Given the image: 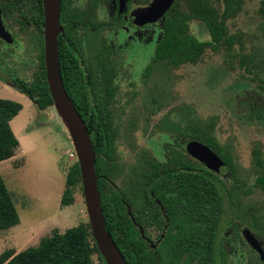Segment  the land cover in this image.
<instances>
[{"label":"trees","instance_id":"1","mask_svg":"<svg viewBox=\"0 0 264 264\" xmlns=\"http://www.w3.org/2000/svg\"><path fill=\"white\" fill-rule=\"evenodd\" d=\"M148 2L146 0V4ZM243 4L244 0H215L214 4L211 0H175L161 20V34L144 76L149 77L152 66L157 63L178 69L184 65L197 64L207 50L213 53L221 50L231 52L235 46L242 47L244 34H230L227 22L241 12ZM0 6L5 21L16 18L20 30L27 34L28 44L35 51L37 59L29 84L18 80L7 84L28 98L38 111H44L53 106V101L44 67L42 0H0ZM258 13L264 18V0L260 2ZM192 21H198L204 27L207 40L201 41L190 33ZM31 24L34 25L33 29L30 28ZM260 31L264 39V23ZM106 52L99 42L97 72L95 76L92 73L83 76L71 63L72 56L63 57L58 43L59 69L65 90L88 128L94 152L101 154L96 159L95 170L103 219L112 240L128 264H227L223 242L219 239V223L225 214L222 182L217 175L185 154V144L189 141L206 145L225 163L233 181V189L241 188L235 178L236 169L230 153L222 148L214 136L216 117L205 121L199 120L194 110L188 113L177 111L175 120L169 123L168 129L177 134L174 141L177 150L173 154L168 150L167 162L161 168L162 190L171 191L160 198L166 210L165 218L158 213L155 202L149 201V193L155 197L160 187L155 176L157 169L152 162L151 168H146L144 173L145 184L141 186L138 178L135 182V198H127L123 190L110 194L109 190L103 188L110 174L106 159L112 158V140L102 139L97 148L95 113L98 111L100 126L103 127L109 105L94 103L98 99L97 95L112 101L115 94L112 83L120 67L116 60L106 56ZM239 65L245 73L253 75L252 80L257 81V85L253 89L248 85L242 94L243 99L237 104L244 107L248 122L264 123V80L260 77L261 70H264V49L252 47L250 53L240 56ZM88 67L90 71L91 66ZM21 110L20 103L0 99V163L11 159L19 147L10 122ZM254 159L259 172L255 185L264 192V155L254 151ZM78 186L82 190L80 170L75 162L66 174L62 206L73 205ZM142 191L143 199L138 200ZM242 192L244 195L249 194L248 190ZM18 224L15 205L0 175V232ZM163 226L164 233L158 244L150 243L148 246L147 229L160 231ZM0 264L105 262L98 252L89 223H81L62 233L54 229L37 246L28 247L19 253L12 249L4 251L0 254Z\"/></svg>","mask_w":264,"mask_h":264},{"label":"rangeland","instance_id":"2","mask_svg":"<svg viewBox=\"0 0 264 264\" xmlns=\"http://www.w3.org/2000/svg\"><path fill=\"white\" fill-rule=\"evenodd\" d=\"M261 1L244 0L241 12L227 22L230 34H244L242 47L235 46L231 52L221 50L213 53L207 50L197 64L178 69L157 63L152 66L148 78L144 73L161 33L160 22L147 27L138 38L136 32L125 30L124 18L121 26L108 35V40L113 42L114 52L124 59L122 68L126 75L120 80L122 92L132 98L131 105L124 111L126 118L122 121L123 127L131 121L142 124L144 117L150 116L153 123H158L163 117L173 119L177 111L188 113L194 110L199 120L217 118L214 136L222 148L230 153L236 169L235 178L241 186L239 190L233 189V181L226 167L216 174L223 185L225 216L222 219L236 221L239 229L242 222L237 219L236 213L251 212L250 208H254L258 223L264 226V192L255 185L259 172L254 159V151L264 155V123L248 122L244 107L237 104L243 99L242 94L248 85L252 89L257 85V81L252 80L253 75L245 73L240 67L239 60L242 54L250 53L254 46L264 49L260 31L264 18L258 13ZM211 2L214 4L215 0ZM131 11L128 18L133 15ZM5 26L13 43L6 44L0 40V99L20 103L22 110L12 120L13 123L10 122L14 135L19 137L15 135L19 147L11 159L0 163V175L15 205L19 224L0 232V254L10 249L19 253L37 246L54 229L62 233L81 223H89L79 186L73 205H61L66 174L77 162L66 125L53 106L38 111L28 98L7 84L12 80L29 84L37 59L35 51L28 44L27 34L20 30L16 18L6 19ZM189 30L201 41L208 39L198 21H192ZM260 77L264 80V70H261ZM122 104H119L117 111L122 110ZM152 111L153 114L150 113ZM139 127L133 138L163 161V147L170 136L162 132L147 136L149 128L145 127L143 131ZM128 145V139L119 141L121 152H125ZM121 186L120 181L116 183L117 189ZM246 190L249 194L244 195L242 191ZM225 229L221 230V239L231 236L225 234ZM150 234L152 240L158 235L155 231ZM224 242L228 264H256L257 256L242 242V237L228 246L225 239ZM260 243L264 244V240ZM94 260L96 262L97 258Z\"/></svg>","mask_w":264,"mask_h":264},{"label":"flooded vegetation","instance_id":"3","mask_svg":"<svg viewBox=\"0 0 264 264\" xmlns=\"http://www.w3.org/2000/svg\"><path fill=\"white\" fill-rule=\"evenodd\" d=\"M151 2L152 0H149L147 4L146 0H60L61 31L58 36V43L60 44L63 57L72 56V58H70V61L73 65L76 66V69L78 70V73L80 75L87 76L89 74L91 75L92 73L93 76H95L94 74H96L97 72L96 59L98 54L97 51L99 42L103 44L104 49L107 51L106 56L116 60L118 62V65H120L112 83V87H114L115 91L112 101L109 102L108 98L104 99L101 95H97L96 98L98 99L95 100L94 103L109 105L106 112L107 115L104 119L105 123L102 124L103 127L100 126V118L98 115V111H96L95 113L96 127L94 133L97 148L100 144L99 141H101L102 139L112 140V158L106 159L108 164L107 168L110 170V174L107 176L105 181L106 183L103 184V188L107 191L109 190L110 194L112 192L118 193L119 191L123 190L127 198H135V182L138 178L141 186L145 184L144 173L146 168H151L152 162L154 164V168L157 169L155 176L158 180V184L160 187L157 190L155 197L152 193H149V201L150 203L153 201L155 202L158 213L165 218L166 210L161 204L160 198L162 196H167L169 193H171V191L169 192L167 190H162L161 178L163 174L161 168L167 162L168 150L170 149V154L175 153L177 150L176 144L174 143V141H176L177 134L173 130L168 129L169 123L173 122L175 118L167 119V117H163L159 120L158 123H153L150 119V116L147 118L144 117L142 124L140 122L131 121L129 122V124L126 125V127L122 126V121L124 120V118H126L124 111H126L131 105L129 103H131L132 98L129 96L128 93H123L121 88L122 84L120 83V80L124 77V75H126L125 71L122 68L124 65V59L114 52L113 42L108 40V35L113 31L114 28H119L121 26V21L124 18H126L125 30H132L133 32H136L138 38L141 37L142 32L147 27L152 26L157 22H160L161 29V20L163 18L155 23L145 24L143 26H138L134 23L136 16L145 8H147V6ZM130 11L133 15L128 18V12ZM2 21L5 26V19H3V17ZM33 26L34 25L31 24L30 28L33 29ZM88 66H91L90 71L89 69H87L89 68ZM63 67H65V65ZM121 102L124 103L122 104V110L117 111ZM152 103L154 104L153 101ZM150 113L153 114V111ZM174 115L176 116V112L174 113ZM138 127L140 128V130L143 131L145 127L149 128L147 136H150L152 133L156 134L161 132L170 136V140L166 142L163 147V161L158 159L153 154L152 150L148 149L144 145L140 146L137 143L136 138H133L135 137V133L137 132ZM125 132L127 134L126 136ZM124 139L129 140V145L125 152H121V149H119V141ZM189 142L185 144V154L192 160L202 165L206 170H208L203 164L188 155L186 151V146ZM94 153L96 165V159H98V157H101V154L98 151ZM212 173L215 175L218 174L214 172ZM119 181L121 182L122 186L120 189H117L116 183ZM140 195L138 197V200L143 199L142 195H144V192L142 191ZM237 209L239 211L240 207H238ZM250 210L251 212L241 211L236 213L237 219L239 218L242 222V226H240V229L239 224L236 221L233 222L231 220L222 219L219 223V233H221L222 229L226 228L225 230H227V232H225V234L228 233L231 235L230 237L224 238L227 241V246L231 245L234 241L242 237V242L245 243L246 246L250 249V251H252L257 256L258 259L255 263L264 264V261L260 259L258 253L252 248V246L244 236V232H246L252 238H254L264 253V244L260 243L264 240V226L258 223V217L256 212H254V208H250ZM224 216L225 215H223V217ZM164 229L165 226H163V229H161L160 231L152 228L147 229V235L149 238L147 239L148 246H150L151 244H158V240L163 235ZM246 229H249L251 233ZM152 231H155L158 234L155 240H152L150 234ZM219 239L222 240V246L225 250L224 246L226 243L224 242V239L220 238V234Z\"/></svg>","mask_w":264,"mask_h":264},{"label":"water","instance_id":"4","mask_svg":"<svg viewBox=\"0 0 264 264\" xmlns=\"http://www.w3.org/2000/svg\"><path fill=\"white\" fill-rule=\"evenodd\" d=\"M175 0H152L140 12L134 23L138 26L161 20L171 9ZM43 9V53L46 83L53 107L67 127L80 170L82 194L92 237L105 264H128L107 231L100 206V197L95 170V153L88 128L69 98L60 73L58 62V36L60 26V0H42ZM0 40L12 44L13 38L5 29L0 10ZM190 157L203 164L208 170L219 173L225 163L206 145L192 141L186 146ZM244 236L264 261V253L257 241L248 233Z\"/></svg>","mask_w":264,"mask_h":264},{"label":"crops","instance_id":"5","mask_svg":"<svg viewBox=\"0 0 264 264\" xmlns=\"http://www.w3.org/2000/svg\"><path fill=\"white\" fill-rule=\"evenodd\" d=\"M12 123H13V121H12ZM16 135V134H15ZM17 137H18V135H16ZM19 138V137H18Z\"/></svg>","mask_w":264,"mask_h":264},{"label":"built area","instance_id":"6","mask_svg":"<svg viewBox=\"0 0 264 264\" xmlns=\"http://www.w3.org/2000/svg\"><path fill=\"white\" fill-rule=\"evenodd\" d=\"M73 156H76V155L73 154Z\"/></svg>","mask_w":264,"mask_h":264}]
</instances>
